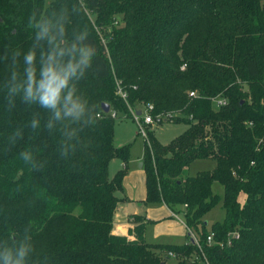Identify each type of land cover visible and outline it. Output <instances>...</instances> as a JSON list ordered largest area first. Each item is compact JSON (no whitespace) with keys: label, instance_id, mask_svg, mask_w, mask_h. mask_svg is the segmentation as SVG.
<instances>
[{"label":"trees","instance_id":"16d2710c","mask_svg":"<svg viewBox=\"0 0 264 264\" xmlns=\"http://www.w3.org/2000/svg\"><path fill=\"white\" fill-rule=\"evenodd\" d=\"M33 15V25L48 23L50 35L63 27L57 39L68 44L87 28L96 46L78 83L93 119L72 125L76 136L59 125L46 129L50 114L19 95L9 106L25 55L35 51L39 67L51 50L47 38L36 40ZM218 95L227 103L215 107ZM149 104L153 115L174 116L163 122L188 124L168 144L149 128L143 157L146 202L184 214L183 244L148 240L152 222L139 215L135 239L113 232L127 171L111 176L110 163L130 157L129 144L114 142L115 121L129 106ZM26 150L38 169L21 159ZM208 158L213 169L187 173ZM221 202L225 217L208 227L205 215ZM26 229L35 248L28 264H264V0H0V248Z\"/></svg>","mask_w":264,"mask_h":264},{"label":"clouds","instance_id":"9594fccd","mask_svg":"<svg viewBox=\"0 0 264 264\" xmlns=\"http://www.w3.org/2000/svg\"><path fill=\"white\" fill-rule=\"evenodd\" d=\"M33 20L34 15L29 21L32 27H40L36 40L47 38L51 50L40 55L39 67L35 51L30 50L25 55L24 76L8 89L9 106L14 104V98L19 95L23 103L37 105L50 114L44 125L46 129L51 131L59 125L63 135L76 136L78 128L72 125L88 126L93 119V109L80 93L78 83L93 66L96 46L90 41L87 28L77 32L73 42L68 44L57 39V36L63 37V27L56 35H50L48 23L33 25ZM18 76L16 72L12 79L16 81ZM39 126L40 120L33 118L30 127L37 129ZM19 135V132L15 133L13 139ZM20 157L33 169H38L32 163L34 155L31 151L21 152ZM34 251L26 229L21 240L12 246L0 248V264H28Z\"/></svg>","mask_w":264,"mask_h":264},{"label":"crops","instance_id":"0c3cea01","mask_svg":"<svg viewBox=\"0 0 264 264\" xmlns=\"http://www.w3.org/2000/svg\"><path fill=\"white\" fill-rule=\"evenodd\" d=\"M113 160L110 163V167ZM122 162L123 166L120 170L124 168L127 172L123 179L124 188L120 196L125 197V200L119 202L114 217L113 232L126 236L129 239H135L133 217L139 215L146 219V221L152 222L146 230L148 240L177 244L185 243L188 228L185 221L179 217V213L177 214L178 217L174 216L175 212L166 204H148L146 202L147 187L145 170L143 167L137 170L133 164L128 163L129 161L125 163L122 160ZM141 162L142 160H140ZM131 211L133 212L131 213ZM153 226H155L154 229H152ZM151 229V234H149V230Z\"/></svg>","mask_w":264,"mask_h":264},{"label":"rangeland","instance_id":"374dc122","mask_svg":"<svg viewBox=\"0 0 264 264\" xmlns=\"http://www.w3.org/2000/svg\"><path fill=\"white\" fill-rule=\"evenodd\" d=\"M140 108L143 106L138 105ZM188 128V124L185 122H161L159 124H154L152 129L155 130L154 134L157 139L164 143H170L174 138L182 134ZM139 128L137 126L136 121L131 116V113L122 114L115 121V136L114 142L117 146L129 144L130 145V157L129 162L133 164V166L140 170V160L143 163V157L145 152V138L138 134ZM216 165V161L208 158V159H197L194 161L188 168L187 173L191 175L197 174L201 170H209L213 169ZM123 166V162L120 158H116L113 160L110 172L111 175L116 173ZM143 167V166H142ZM124 169V168H123ZM214 190L219 193H223V186L220 183L214 184ZM239 200L244 203L246 201V194L244 192L240 193ZM181 214V215H180ZM179 217L184 220V214L179 213ZM225 217V210L222 207V202L208 212L204 219L207 223L208 227L216 220H222ZM155 226L152 227L154 229ZM151 230H149V234H151ZM188 239L186 238V241ZM195 264H203L201 260L196 259Z\"/></svg>","mask_w":264,"mask_h":264},{"label":"built area","instance_id":"2783aa9c","mask_svg":"<svg viewBox=\"0 0 264 264\" xmlns=\"http://www.w3.org/2000/svg\"><path fill=\"white\" fill-rule=\"evenodd\" d=\"M184 68H186V64H184L182 66V69H184ZM116 90H117V93L124 100L127 101L128 92L124 88V86L122 85L121 80H119L117 78H116ZM190 96L195 97L196 92L195 91L190 92ZM212 100L214 102L215 107H220V106L225 105L227 103V100L224 99L220 95L213 97ZM141 106H143V108H140L139 106H137L135 108L132 106H129V113H131V116L133 117V119L137 123V126L139 128L138 133L140 135H142L147 142H149V128H152V126H154V124H159V123H161L167 119H173L174 116H172L170 113H168V114L159 113V114L153 115L152 114L153 105L149 104V105H141ZM138 110L141 111L140 115L138 114ZM110 113L112 114L113 117H117L119 115V113L116 110L111 111ZM174 216H177V214L174 213ZM212 237H213V235L208 236L207 240L209 243L212 242ZM190 240L192 242L198 244L199 247H201L199 240L194 233H191ZM169 255L174 256L175 254L173 252H170Z\"/></svg>","mask_w":264,"mask_h":264},{"label":"water","instance_id":"95a60500","mask_svg":"<svg viewBox=\"0 0 264 264\" xmlns=\"http://www.w3.org/2000/svg\"><path fill=\"white\" fill-rule=\"evenodd\" d=\"M102 108H103V110L105 111V112H109L110 111V104H108V103H103L102 104ZM138 114L140 115L141 114V111L140 110H138ZM143 166V163L141 162L140 163V167H142ZM133 211H131V213H132Z\"/></svg>","mask_w":264,"mask_h":264}]
</instances>
